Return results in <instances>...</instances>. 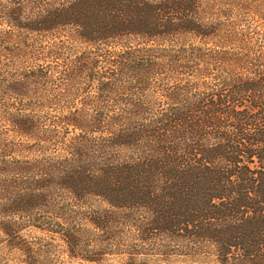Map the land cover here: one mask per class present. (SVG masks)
<instances>
[{
	"label": "trees",
	"instance_id": "16d2710c",
	"mask_svg": "<svg viewBox=\"0 0 264 264\" xmlns=\"http://www.w3.org/2000/svg\"><path fill=\"white\" fill-rule=\"evenodd\" d=\"M176 258L264 264V0H0V264Z\"/></svg>",
	"mask_w": 264,
	"mask_h": 264
},
{
	"label": "rangeland",
	"instance_id": "374dc122",
	"mask_svg": "<svg viewBox=\"0 0 264 264\" xmlns=\"http://www.w3.org/2000/svg\"><path fill=\"white\" fill-rule=\"evenodd\" d=\"M118 263V260H113ZM150 264H191L183 260L182 258H176L172 263L152 262Z\"/></svg>",
	"mask_w": 264,
	"mask_h": 264
}]
</instances>
